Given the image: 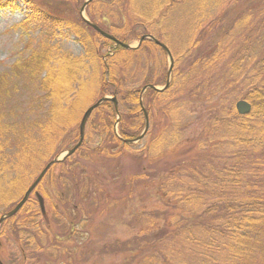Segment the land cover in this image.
Instances as JSON below:
<instances>
[{
  "label": "trees",
  "instance_id": "16d2710c",
  "mask_svg": "<svg viewBox=\"0 0 264 264\" xmlns=\"http://www.w3.org/2000/svg\"><path fill=\"white\" fill-rule=\"evenodd\" d=\"M249 1L252 0H247L242 5L244 8L234 15L223 10L210 15L211 10L218 7L219 0H92L86 6L93 15L90 21L102 29L105 27L103 19L111 21L120 16L123 20L125 13L135 20V25L149 22L147 29L138 30L142 33L139 39L144 34H156L158 25L164 31L163 36L169 37L167 20L175 10L187 17L184 23H179L190 35L197 29L203 31L195 41L189 37L191 46L186 42L183 51L176 52L170 47L175 64L169 88L157 91L149 87L145 92L144 106L152 126L145 137L152 135L156 125L154 108L161 111L164 99L168 105L163 108L174 115L167 129L137 152L126 139L137 138L145 127L142 87L160 85L152 77L154 72L147 77L149 65L143 69L138 67L141 56L147 55L145 43L133 50L122 46L113 48L115 43L98 33L82 17L72 19L44 9L34 0H26L28 12L19 25L26 29L41 28L47 41L42 44L43 50H33L21 63L38 81L39 94L35 101L46 113V130H52L60 121L62 132L54 138L56 147L50 149H46V145L45 148L36 145L39 141L34 144L36 137L22 132L23 146L17 148L13 158L6 153L10 141L6 147L4 145L5 140L12 139L9 131L13 126L0 120V204L13 202L15 205L21 200L23 194L17 196L16 192L22 186L25 189L23 183L38 174L37 157L56 156L61 151L57 145L63 139L69 144L78 142L80 130L70 123V118L72 110L84 99L95 102L105 95L115 96L119 109L117 111L112 100H107L93 112L84 142L76 153L85 158L96 155L107 159L108 171L114 175L110 176L116 180L122 177L123 171L119 156L127 152L140 156L145 164L150 163L149 167L155 169L152 171L145 165L141 172H132L123 178L125 191L122 196L105 197L104 188L100 186L104 183L90 177L87 169L72 173L62 188L63 179L60 183L56 181L51 167L38 187L50 202L48 218L33 195L0 228V241L7 237L18 242L22 259L17 264H33L45 250H49L52 257L58 255L64 237L57 232L59 225L67 230L65 238L71 243L72 252L83 246L80 254L86 259L100 252H122L125 264H131L134 259L137 264H264V0H254L252 7H249L252 3ZM13 2L0 0V9L18 7ZM181 7L185 8V13ZM205 22L207 26L203 29ZM185 28L180 27L181 31ZM73 33L83 45L82 55H73L60 46L59 40ZM205 35L209 36L207 49L212 55L208 57L206 52L201 58H193L188 74L182 76L177 63L193 56L189 53ZM120 57H124V62L127 57V60L132 59L129 62L135 61V81L130 78L133 69L121 70L116 65ZM7 79L9 77L0 76V101L5 99L1 97L7 91ZM131 82H136V86ZM236 85H242L246 90L245 99L252 104L250 114H239L236 106L227 99L229 90ZM175 86L180 89L174 90ZM181 97H186V103L192 104L186 112L196 118L194 122L200 128L184 138L177 127L181 109L176 103ZM44 124L36 122L42 130ZM55 130L48 133L51 140ZM185 143L188 147L186 158H180L164 169L156 168L160 158L180 156L178 150ZM73 156L60 165L64 166ZM45 180L52 190L45 191ZM138 182L143 190L138 189ZM82 189L86 193L77 196ZM145 189H153V197L143 194ZM103 199L111 202L108 209L127 204L132 220L136 221L129 224L130 229H136L130 240L116 239L98 247L93 246L95 237L86 240L88 232L83 229H93L95 224L91 216ZM134 199L140 205L136 209L129 204ZM86 201L83 206L82 202ZM2 261L0 257V264H6Z\"/></svg>",
  "mask_w": 264,
  "mask_h": 264
},
{
  "label": "rangeland",
  "instance_id": "374dc122",
  "mask_svg": "<svg viewBox=\"0 0 264 264\" xmlns=\"http://www.w3.org/2000/svg\"><path fill=\"white\" fill-rule=\"evenodd\" d=\"M37 2L40 7H43L44 9H47L51 12H54L56 14L60 15H66L72 19H81V8L85 1L87 0H34ZM259 1V0H258ZM252 3H249V7L255 6L254 0L249 1ZM18 7H7L5 9H0V76H7L9 79H7V83H5V87L7 88V91L4 93V95L1 98H5L4 100L0 101V120H3V123L6 125L13 126V130H10L9 132L12 134V139L5 140V147L7 146L6 143L10 141V145L8 146V150L6 153H9V157L15 158V153L17 152V148L23 146V135L22 132H25L30 134L31 136H35V142L36 145H40L46 149H50L54 146V138H57V135L61 133L62 128L60 121H58L57 125H54L53 129H56L53 132V140L50 139L48 136V133L51 130H46L47 125V119H46V113L43 110V108H39L37 105V102L35 101L36 95H38L39 90L37 89V83L38 81L33 77H31L27 70L25 69L23 63H21L24 60H27L28 57L31 56L32 51L36 49H42L43 50V42L47 41L46 38L43 36L44 34L41 32V28L39 27H30L29 29L24 28L23 26H20V21L22 22L25 17L26 13L28 12V5L26 0H14L13 2ZM247 0H219V5L217 8H213L211 10V14H217L219 10L226 11L229 15H234L236 12H239L241 8H244L242 5L246 4ZM191 6V5H189ZM189 6H186L189 8ZM192 7V6H191ZM182 10L185 13V8L181 7ZM89 10L86 8L84 15L87 18H91V14H89ZM181 11H174L173 16L171 18H168L167 20V27H166V33H169V37H164L163 33L164 31H161L162 27L161 25H158L156 34L149 33L148 35H152L155 38H157L159 41L163 44H167V46L170 48H175L177 51H183L185 44L187 42L188 44V38L190 37L192 41H195L201 37V32L203 31H196L194 35H190L187 31V29L184 26H181L179 22L184 23L187 20L186 16L181 15L179 13ZM126 18L123 20H120V16L115 17V19L107 20L103 19L106 32L113 34L116 38L119 40L129 43L131 45H136L139 43V34H142L138 30H144L147 29V23L144 22H138V24H133L130 16L125 13L124 15ZM126 20V22H125ZM128 20V21H127ZM140 20V19H139ZM204 20V18H203ZM206 21V19H205ZM130 22V23H128ZM177 25L175 26V24ZM187 24V22H186ZM205 24V25H204ZM202 25V28L205 29V26H207V22H205ZM153 26H155V22L152 23ZM175 26V28H174ZM180 27H183L181 31ZM121 28V29H120ZM108 31H107V30ZM91 31V30H89ZM135 31H138V34L135 33ZM164 37V38H163ZM239 37V36H238ZM77 37L75 34H68L67 37H63L59 40L60 46L64 51H67L73 55H82L84 53L83 45L76 39ZM161 39V40H160ZM209 36L205 35L203 36L202 42L195 45L194 49L189 53L190 55H193L189 58L182 59L180 62L177 63V66L179 67L182 76L184 74H188L189 71V65L191 63V60L193 58L199 57L201 58L204 56V54L207 52L208 57L212 55V51L208 50V42ZM128 41V42H127ZM114 42V41H113ZM150 40L144 41V49L147 51V55L145 57L141 56V60L138 67L147 68V65H149L150 69V75L153 73V76L156 80L157 87L163 88L165 86L166 81L168 80V76L165 77V73L167 75L168 69L170 66V57L168 53L165 51V49L157 45L155 42ZM113 48L117 46L116 42H114ZM191 46V45H189ZM210 46V45H209ZM211 48V47H209ZM111 48L108 47V50ZM128 50V49H127ZM188 54V55H189ZM128 58V57H127ZM124 62V57H120L118 59V62L116 65L118 68L120 67L121 70H127L131 71L133 69L132 74V80L137 75V65L134 62H129L130 60H127ZM135 60V59H133ZM148 61V63H147ZM21 65V67H17V65ZM131 66H130V65ZM142 64V65H141ZM175 64V63H174ZM153 65V68L150 66ZM158 67V68H157ZM119 68V69H120ZM174 69V68H173ZM165 78V79H164ZM128 79V78H127ZM164 80V82H163ZM135 81V79L133 80ZM163 82V83H162ZM131 82L130 84H132ZM144 83V82H143ZM136 86V82H134ZM145 84V83H144ZM171 84V83H170ZM184 86V85H183ZM185 88V87H184ZM180 89V86H175L174 90ZM167 90V89H166ZM185 90V89H184ZM186 91V90H185ZM242 85H236L233 89H230V94L228 95V101L230 104L237 105L238 101L240 100H246L245 99V92ZM173 93V91H172ZM178 93V92H176ZM169 95V94H168ZM166 96V98L168 97ZM173 95V94H172ZM178 95H181L179 93ZM186 97H181V100L176 103L177 108L179 107L180 114L178 116L177 121V127L181 129V134L183 135V138L187 136V134H193V132L199 131L200 128L198 127L196 122L194 120L195 117H191L190 114L186 112L187 109L192 108V104L186 103ZM96 102V101H95ZM95 102H92L91 99H84L81 104L76 105L75 108L72 110L71 113V122L72 125H76L79 127L82 117L84 115L83 111H86V109L94 104ZM157 104V103H155ZM166 99L163 100V105L161 106L160 110H158V107L154 108V114L156 119V125H154V128L152 130V135L145 137L141 139V141L137 143H132V149L134 151H140L142 148H144L147 144H151L152 139L167 129V127L171 124L172 115L170 112H168V109H164L167 107ZM164 107V108H163ZM71 110V109H70ZM158 110V111H157ZM194 114V112L192 113ZM196 116V113L194 114ZM205 117V116H204ZM203 117V119H204ZM41 121V123H44L45 129H41V127H38L36 125V122ZM176 121V118L175 120ZM194 123V124H193ZM4 125V126H6ZM51 126V124L49 125ZM7 127V126H6ZM152 126L150 125V130ZM170 130V129H169ZM168 130V131H169ZM17 132V134H15ZM5 134V133H4ZM18 135L20 136L18 138ZM34 140V139H33ZM47 143V144H46ZM57 145V143H56ZM75 143H70L65 139L62 140L61 143H58L57 148H59L61 151L56 154H58L66 151L67 149H70L72 146H74ZM131 149V151H133ZM180 153V156H174L168 155L166 157H162L157 162V169H164V167L171 166L175 164L178 159L186 158L188 151V147L185 144H182L180 146V149L178 150ZM77 152V151H76ZM72 157L71 160L65 162L66 164L54 165L51 170V174L55 176L56 181L60 183L61 179H63L60 187H64V183H67V180H70V176L72 177V173L78 174L81 170L87 169L90 177H92L94 180L98 182H102L104 184L100 185L104 188L103 193L104 196L107 197V195L110 196H122L125 191L124 181L123 178H127L129 174L135 171L141 172L143 166L147 165L149 167L150 163L145 164L144 159L139 156H133L131 152H127L124 154V156H119V164L122 166V177L112 179L113 177L111 174L108 166L107 159H104L102 157H98L96 155L90 156L89 158L83 157L81 154L76 153ZM55 155L53 157H40L36 160L37 163V172L35 176H31V179L28 181H25L24 188L20 187L16 195L21 196L24 194V190L26 191L28 187L31 185V183L37 178V176L40 173V170L44 168V166L50 161V159H54L56 157ZM8 158V157H7ZM107 158V157H106ZM103 159L105 161H103ZM109 163L112 162V160H108ZM152 171L155 168L149 167ZM100 175V176H99ZM114 176V175H113ZM63 177V178H61ZM30 178V177H29ZM67 179V180H66ZM116 181V182H114ZM48 181H44V188L46 190H52L51 187L47 184ZM138 189L143 190V187L140 185V182H138ZM98 192V191H97ZM82 193H86L85 189L80 190L79 195ZM153 189H145L143 194H146L147 196L153 197ZM142 194L140 193V196ZM151 200V199H150ZM46 202V208L49 211V204L50 202L48 199H45ZM111 202L108 200H102L100 203V206L98 207V210L94 212L92 218V222L94 225L92 230H89V227L83 230H87L88 234L85 235L86 240L89 238L95 237V244L94 247H98L103 245L104 243H111L115 241L116 239H120L121 241L130 240L133 235L135 234L136 229H130V223H135L136 221L132 220V214L128 212L127 204H119L117 206L112 207L111 209H108L110 207ZM83 206L87 204L86 202H82ZM131 207L133 206L134 209L137 207H140L138 200L134 199L131 203ZM14 206L13 202L10 204H0V215L1 213L8 212L12 207ZM130 207V208H131ZM9 209V210H8ZM131 213H133L131 210H129ZM99 226V228H98ZM62 226L59 225V229L57 230L58 233H60V236L63 240V247L59 248L58 255L55 257L51 255L49 250L42 251V256L38 258V260L33 264H125L124 263V255L122 252L120 253H110V252H100L95 254V256L84 258L80 252L82 251L83 246L79 249L77 252H72V245L69 243L68 240H66L65 237H67V230H64L61 228ZM1 241L3 244L1 245L0 250V257L3 260L2 262H5L6 264H13V263H19L21 261V254L19 252L18 248V242L15 241V239L9 240L7 237L1 238ZM92 242V239H91ZM48 245V244H47ZM79 247V246H78ZM48 248V247H46ZM69 252H71L69 254ZM81 255V256H80ZM88 258H90L88 260ZM81 261V262H80ZM136 259L132 260L131 264H137L135 263Z\"/></svg>",
  "mask_w": 264,
  "mask_h": 264
},
{
  "label": "water",
  "instance_id": "95a60500",
  "mask_svg": "<svg viewBox=\"0 0 264 264\" xmlns=\"http://www.w3.org/2000/svg\"><path fill=\"white\" fill-rule=\"evenodd\" d=\"M92 0H87L85 1V3L83 4L82 8H81V16L82 18L89 24L91 25L97 32H99L102 36L116 42L117 46L120 45L123 48H127L128 50H133V49H137L139 48L142 44L143 41L145 40H151L153 42H155L157 45L162 46L166 52L168 53L169 57H170V66L168 69V80L165 86H163V88H158L154 85H147L145 87H143V90L141 92V104L143 106V95L145 93V91L150 87L153 88L157 91H163L165 89H167L170 85V80H171V75L173 72V68H174V57L173 55H171V51L169 50V48L163 44L161 41H159L157 38H155L152 35H144L140 38L139 43L136 45H131L129 43H125L121 40H119L118 38H116L114 35L108 33L105 31V29L103 30L102 28H100L97 24L92 23L85 15L84 12L86 10V6L89 5V3ZM107 100H112L115 103V106L117 108L118 111V100L117 97L113 96H103L101 97L99 100H97V102H95L94 104H92L91 106H89L86 111H84V115L82 117L81 123H80V139L79 142H77L72 148L58 154V156H56L54 159H52L51 161H49L46 166L43 168V170L40 172V174L37 176V178L34 180V182L30 185V187H28L27 191L25 192L23 198L15 205L14 208H12L11 210H9L8 212L4 213L1 217H0V228L2 223L13 217L14 215H16L21 208L25 205V203L28 201L29 197L31 196V194L36 190L37 186H39V183L42 181V179L45 177V175L47 174V172H49V169L55 165V164H59L61 162H63L64 160H66L69 156L73 155V153H75L78 148L82 145V142L84 141L85 138V131H86V125H87V121L89 119V117L91 116V114L94 112V110H96L103 102L107 101ZM236 108L239 112V114L241 115H247L250 114L251 110H252V105L248 100H240L238 101ZM145 112V127L144 129H142L143 131L141 132V134L135 138V139H126L127 142L129 143H136L139 142L141 139H143L145 137V135L147 134L149 127H150V120H149V114L147 112V110L145 109V107L143 106L142 108ZM119 114V113H118ZM35 195L36 198H38L39 201V206L41 208L42 213L44 214V216L46 217V219L48 218V214H47V208H46V202H45V198L43 197V195H41L38 191H35ZM0 248H1V241H0Z\"/></svg>",
  "mask_w": 264,
  "mask_h": 264
},
{
  "label": "flooded vegetation",
  "instance_id": "af4514ba",
  "mask_svg": "<svg viewBox=\"0 0 264 264\" xmlns=\"http://www.w3.org/2000/svg\"><path fill=\"white\" fill-rule=\"evenodd\" d=\"M147 85H151V84H147ZM153 85V84H152ZM146 86V85H145ZM144 86V87H145ZM143 88V87H142ZM143 90V89H142ZM147 91V90H146ZM45 178V177H44ZM44 178H43V180H44ZM42 182V181H41ZM45 189V188H44ZM44 197H45V199H47V197L45 196V194L40 190V188H38L37 189ZM45 191H47L46 189H45Z\"/></svg>",
  "mask_w": 264,
  "mask_h": 264
}]
</instances>
